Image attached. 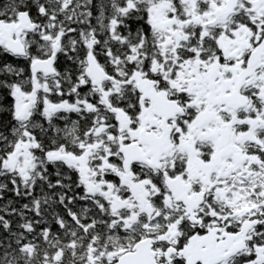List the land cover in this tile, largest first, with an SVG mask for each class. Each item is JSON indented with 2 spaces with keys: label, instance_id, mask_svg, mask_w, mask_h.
<instances>
[{
  "label": "snow or ice",
  "instance_id": "6c2138e0",
  "mask_svg": "<svg viewBox=\"0 0 264 264\" xmlns=\"http://www.w3.org/2000/svg\"><path fill=\"white\" fill-rule=\"evenodd\" d=\"M0 264H264V0H0Z\"/></svg>",
  "mask_w": 264,
  "mask_h": 264
}]
</instances>
